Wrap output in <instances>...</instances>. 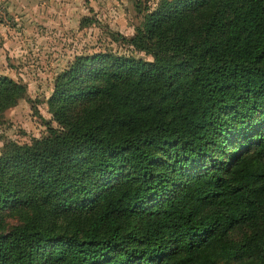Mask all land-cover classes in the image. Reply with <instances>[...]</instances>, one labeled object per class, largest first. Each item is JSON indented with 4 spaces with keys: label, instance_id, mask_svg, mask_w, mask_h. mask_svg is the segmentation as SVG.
<instances>
[{
    "label": "trees",
    "instance_id": "trees-1",
    "mask_svg": "<svg viewBox=\"0 0 264 264\" xmlns=\"http://www.w3.org/2000/svg\"><path fill=\"white\" fill-rule=\"evenodd\" d=\"M113 39L151 59L76 54L60 129L4 144L0 264H264V0H157ZM25 91L0 73V113Z\"/></svg>",
    "mask_w": 264,
    "mask_h": 264
},
{
    "label": "rangeland",
    "instance_id": "rangeland-1",
    "mask_svg": "<svg viewBox=\"0 0 264 264\" xmlns=\"http://www.w3.org/2000/svg\"><path fill=\"white\" fill-rule=\"evenodd\" d=\"M157 0H0V73L26 86L17 102L0 113V152L11 141L23 143L60 129L47 99L56 75L76 54L114 51L151 55L113 39L131 35ZM5 227L20 221L6 210ZM239 229V228H238ZM234 229L233 232H237Z\"/></svg>",
    "mask_w": 264,
    "mask_h": 264
}]
</instances>
